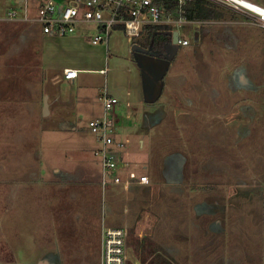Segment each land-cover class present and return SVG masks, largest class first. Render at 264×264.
I'll use <instances>...</instances> for the list:
<instances>
[{
    "label": "rangeland",
    "instance_id": "rangeland-1",
    "mask_svg": "<svg viewBox=\"0 0 264 264\" xmlns=\"http://www.w3.org/2000/svg\"><path fill=\"white\" fill-rule=\"evenodd\" d=\"M247 19L254 33L233 45L184 25L190 44H166L163 57L120 30L108 46L92 45L90 23L73 37L2 24L0 264H100L112 226L127 230L136 264L156 263L153 254L171 264H235L240 250L264 264V30ZM66 67L81 69L74 82ZM105 89L119 100L122 154L149 174L147 186L101 185L89 122L102 114ZM226 247L237 253L222 255Z\"/></svg>",
    "mask_w": 264,
    "mask_h": 264
},
{
    "label": "built area",
    "instance_id": "built-area-1",
    "mask_svg": "<svg viewBox=\"0 0 264 264\" xmlns=\"http://www.w3.org/2000/svg\"><path fill=\"white\" fill-rule=\"evenodd\" d=\"M193 0H17L19 9H0V24L37 23L43 34L53 37L77 35L81 24L96 26L90 36L93 45H109L111 35L122 31L125 36L141 44L151 42L154 36L169 27L172 36L178 31V48L188 46L190 41L180 33V28L190 24L184 15L185 6ZM233 10L251 16L264 29V5L244 0H211ZM249 1V0H247ZM33 7H36L35 11ZM105 72V71H102ZM77 69L66 68L64 76L68 80L78 77ZM102 114L89 122V128L99 147L93 151L101 165V185L122 186L150 184V176L135 170L124 158L123 141L116 138L117 123L115 109L119 100L106 90L100 97ZM128 232L123 228H104L101 238L100 264H136L127 255ZM141 264V263H140Z\"/></svg>",
    "mask_w": 264,
    "mask_h": 264
},
{
    "label": "crops",
    "instance_id": "crops-1",
    "mask_svg": "<svg viewBox=\"0 0 264 264\" xmlns=\"http://www.w3.org/2000/svg\"><path fill=\"white\" fill-rule=\"evenodd\" d=\"M249 1L258 3L257 0H249ZM4 8H5V6L3 4L0 5V9H4ZM224 14H225L224 15V18H222L221 20H218V21H214V22H199V21H193L190 24L195 25V27H199V28H201L204 31H207L208 33L211 34L212 37H215L216 36L217 39H218V37L223 36L224 37V40L219 39V41L220 42L224 41V43L226 45H229L230 42L233 45L234 42H235V40L238 39V37L243 36V35H248L249 32H251V31H248L250 29H246L245 26L243 25V24L249 23V20L247 19V17H248L247 14L242 13V12H239V11H236V10H233V9H231L229 7H225L224 8ZM10 24H12V23H10ZM15 25L23 27L21 24H15ZM26 25H31V24H26ZM187 25H189V24H187ZM251 33H254V32H251ZM261 35L264 36V33L262 32ZM50 37H53V36H50ZM67 37H69V36H67ZM70 37H73V36H70ZM146 41L149 42L148 40H146ZM142 43H144V42H142ZM141 44H138V45L142 46ZM135 47H137V46H135ZM66 68L77 69L75 67H66ZM66 68H64V70ZM64 70H63V76H64ZM77 70L79 72L81 71V69H77ZM102 71H104V69L99 70V72L101 74H104L105 72H102ZM78 76H79V74H78ZM64 78H65V76H64ZM66 80H68V79H66ZM75 80H70V81H73L74 82ZM127 104H129V103H127ZM49 109H50V112H51L52 111V108L50 106V103H49ZM262 126H263V128H262V137H260V180L261 181L264 179V119H263ZM119 133L120 132L118 131V135H119ZM119 137L121 138V135H119ZM98 147H99V145L96 148H98ZM244 168H246L247 171H248L249 181H250V173H249V170H248V167L247 166H243V168H242L243 177L245 179ZM146 169L147 168L144 167V170H146ZM135 170H137V169H135ZM140 173H146V172L145 171H141ZM245 181L246 182H249L246 179H245ZM144 186H147V185H132L128 189L130 190V189H135V188H141V187H144ZM124 189H126V188H124ZM113 227L114 226L107 227V228H113ZM104 228H106V227H104ZM241 251H243V250L238 251V254H243V258H241L239 260H235L236 261V262H234L235 264H237V263H239V264H257V262L255 261L257 259V257H253V256H256L257 254L256 255H253L254 253L251 252V251H248V250L247 251H243V252H241ZM234 252L237 253V251H235L233 248L226 247V251L224 250L222 252V255L225 254V253L226 254H232ZM262 252H263V250H262ZM229 262H231V261H228V263Z\"/></svg>",
    "mask_w": 264,
    "mask_h": 264
},
{
    "label": "trees",
    "instance_id": "trees-1",
    "mask_svg": "<svg viewBox=\"0 0 264 264\" xmlns=\"http://www.w3.org/2000/svg\"><path fill=\"white\" fill-rule=\"evenodd\" d=\"M226 6L213 2L211 0H193L188 2L184 9V15L190 21H199V22H214L224 18V8ZM9 25L10 23H4ZM2 24H0L1 27ZM172 43V36L169 32V27L165 26L159 33H157L151 43V49L158 50L160 52L159 57H163V53L166 52V44ZM139 249L136 248V250ZM154 264H171L164 258L156 259L153 254ZM145 259V258H144Z\"/></svg>",
    "mask_w": 264,
    "mask_h": 264
},
{
    "label": "water",
    "instance_id": "water-1",
    "mask_svg": "<svg viewBox=\"0 0 264 264\" xmlns=\"http://www.w3.org/2000/svg\"><path fill=\"white\" fill-rule=\"evenodd\" d=\"M178 43V31L175 30L172 34V44L175 46L176 49H178L177 46ZM50 113L49 109V96L45 95L43 99V115L46 116ZM244 174H245V179L249 181V174L246 168H244Z\"/></svg>",
    "mask_w": 264,
    "mask_h": 264
},
{
    "label": "bare ground",
    "instance_id": "bare-ground-1",
    "mask_svg": "<svg viewBox=\"0 0 264 264\" xmlns=\"http://www.w3.org/2000/svg\"><path fill=\"white\" fill-rule=\"evenodd\" d=\"M244 3L249 5V6H252L250 1L244 0Z\"/></svg>",
    "mask_w": 264,
    "mask_h": 264
}]
</instances>
